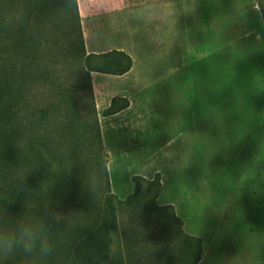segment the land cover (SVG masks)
<instances>
[{
	"label": "rangeland",
	"instance_id": "rangeland-1",
	"mask_svg": "<svg viewBox=\"0 0 264 264\" xmlns=\"http://www.w3.org/2000/svg\"><path fill=\"white\" fill-rule=\"evenodd\" d=\"M260 2L259 31L229 6L221 30L210 29L208 5L196 1L178 5L174 23H156L148 9L119 31L88 35L87 43L84 37L87 54L114 46L134 61L122 77L92 74L88 104L97 111L112 194L126 200L136 179L159 180L158 204L172 206L184 231L202 241L200 264H264ZM59 6L46 33L73 42V7ZM115 99L129 107L109 116Z\"/></svg>",
	"mask_w": 264,
	"mask_h": 264
},
{
	"label": "trees",
	"instance_id": "trees-1",
	"mask_svg": "<svg viewBox=\"0 0 264 264\" xmlns=\"http://www.w3.org/2000/svg\"><path fill=\"white\" fill-rule=\"evenodd\" d=\"M57 6L73 7V42L46 33ZM133 66L124 51L87 54L78 0H0V230L41 225L51 246L47 256L21 249L0 264L201 263L202 241L158 204L159 180L136 179L126 200L112 194L88 104L92 74L122 77ZM121 100L107 115L129 107Z\"/></svg>",
	"mask_w": 264,
	"mask_h": 264
},
{
	"label": "crops",
	"instance_id": "crops-1",
	"mask_svg": "<svg viewBox=\"0 0 264 264\" xmlns=\"http://www.w3.org/2000/svg\"><path fill=\"white\" fill-rule=\"evenodd\" d=\"M196 1L197 3L204 1L207 3V14L209 15L205 14L207 16L206 25L210 29L221 30L223 15L228 6L232 9V14L240 15L243 21L249 22L254 19L256 25H251V29L254 31H259L262 28L263 18L258 0L252 2L251 0H208V2L206 0H78V10L87 43L88 35L101 34L104 30L108 33L116 29L119 31L127 17L145 14L148 9L153 12L151 17L156 23L169 20L174 23L176 7L180 4H194ZM255 39L258 41L257 37ZM87 50L89 52L88 45ZM113 51L123 50L116 49L114 46H105L103 49L89 52V54H105Z\"/></svg>",
	"mask_w": 264,
	"mask_h": 264
},
{
	"label": "clouds",
	"instance_id": "clouds-1",
	"mask_svg": "<svg viewBox=\"0 0 264 264\" xmlns=\"http://www.w3.org/2000/svg\"><path fill=\"white\" fill-rule=\"evenodd\" d=\"M21 249L25 254L38 252L42 256L51 252L43 226L22 223L11 232L0 230V256H10Z\"/></svg>",
	"mask_w": 264,
	"mask_h": 264
}]
</instances>
